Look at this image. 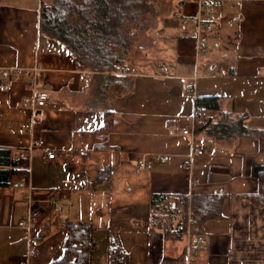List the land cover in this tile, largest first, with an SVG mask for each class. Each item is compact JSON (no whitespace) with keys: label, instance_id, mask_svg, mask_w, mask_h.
Wrapping results in <instances>:
<instances>
[{"label":"crops","instance_id":"1","mask_svg":"<svg viewBox=\"0 0 264 264\" xmlns=\"http://www.w3.org/2000/svg\"><path fill=\"white\" fill-rule=\"evenodd\" d=\"M171 2L152 28L160 31L148 34L155 47L163 39L168 57L108 72L80 68L63 42L41 32L42 0H0V150L10 151L0 161V264L60 260L70 223L89 226L92 248L94 235L107 231L109 247L118 244L127 264H264V207L247 197L258 186L255 167L264 164L257 133L264 132V0H221L207 34L195 21L199 0ZM177 10V25L162 32ZM42 91L50 95L46 105H23L24 96ZM203 95L222 97L223 110L253 133L198 131ZM194 146L204 153L188 171ZM47 150L56 158L44 159ZM194 194L228 195L222 217L201 233L192 231ZM158 198L178 204L173 218H153ZM97 202L108 207L102 223L91 216L102 214ZM30 220L34 227L20 225Z\"/></svg>","mask_w":264,"mask_h":264},{"label":"trees","instance_id":"2","mask_svg":"<svg viewBox=\"0 0 264 264\" xmlns=\"http://www.w3.org/2000/svg\"><path fill=\"white\" fill-rule=\"evenodd\" d=\"M172 0H42L40 30L49 37L63 42L76 56L78 66L97 71H117L127 68L133 61L139 34H147L158 26L174 5ZM181 15L179 10L174 17ZM153 18V19H152ZM223 98L216 95L198 96L196 105L204 123L199 129L209 126L210 132L222 136L248 135L253 133L244 124V118L234 119L222 108ZM108 116V117H107ZM106 127L112 120L108 111ZM200 117V118H201ZM264 135V132H258ZM260 136V135H259ZM7 149L0 150V161L9 158ZM257 189L248 194L249 200L264 207V164L254 170ZM3 173L0 174V182ZM228 195L194 194L192 201V231L201 233L203 224L210 219L220 218ZM187 204V200H183ZM178 203V202H177ZM178 204L165 198L154 203L155 219H168L177 214ZM188 208H184L177 231L187 229ZM69 236L63 257L51 264H90L92 239L89 226L83 223L68 224ZM178 234V233H177Z\"/></svg>","mask_w":264,"mask_h":264},{"label":"rangeland","instance_id":"3","mask_svg":"<svg viewBox=\"0 0 264 264\" xmlns=\"http://www.w3.org/2000/svg\"><path fill=\"white\" fill-rule=\"evenodd\" d=\"M180 10L182 11V7H180ZM184 11H186L185 13H187V11L189 10L186 8L184 9ZM163 13H168V10H166L165 7H164ZM174 25H177V23L174 21V13H173V14H170V16L165 20V27L162 28L161 30L162 32L164 31L167 32V30H169V28L171 29ZM151 31L152 33H156L157 31L159 32L160 30L159 28H156V29H152ZM148 34H150V31L147 34H139V39L137 41V45L135 46L136 51L133 53V56H132L134 59L133 60L134 62L137 61V62L144 63L143 68H145L147 61H149L150 63L154 60L155 61L157 59L159 60V58L168 57V54H166V50H167L165 46L166 43L163 42V39L162 38L159 39V44L157 45V47H155L153 45L154 43H153L152 37H150V35ZM144 47H148V48H144ZM170 57H172V55H170ZM143 68H140V69L142 70ZM103 198H104V192H100L96 195V201L97 200L99 201ZM96 207L98 209H101L102 214L100 215L94 214L91 216L96 218L97 221L100 223H102V221L105 222L106 219L108 218V214H107L108 207L105 205V203H102V205H100V203L98 202L96 205H94V208ZM78 212H83V211L81 209H78ZM96 234L98 235L96 236L94 235L95 242H94V247L92 248V252H91L92 264H127L122 254H119L117 251L116 252L118 254L115 252V249L118 250L119 248L118 244L111 243L109 247L107 238H106L107 231L103 230ZM109 248H112L111 252L108 251Z\"/></svg>","mask_w":264,"mask_h":264},{"label":"built area","instance_id":"4","mask_svg":"<svg viewBox=\"0 0 264 264\" xmlns=\"http://www.w3.org/2000/svg\"><path fill=\"white\" fill-rule=\"evenodd\" d=\"M221 0H199L200 3V13L196 16L195 21L198 24V27L202 29L206 34L211 33L214 30V24H215V17H214V9L220 4ZM203 15V16H202ZM178 21L187 22V17H179L177 19ZM202 35L200 36V42L202 43L201 50L202 52L206 51V44H207V36ZM4 82H6L7 79H3ZM187 88L189 91H193L194 89V82L193 80H190L187 83ZM50 98V95L48 92L42 91L38 95L34 96H24L22 98V103L24 106L33 108L35 105H46L48 103V100ZM201 109L198 107L196 109V114L200 113ZM183 132L185 134H188L190 132L189 129L184 128ZM204 153V150L200 146H194L192 153L190 154V159L186 161L183 164V167L185 170L191 171L194 169L196 165V157L199 155H202ZM44 159H55L56 158V152L52 150H47L46 154L43 156ZM156 161L160 162H166L168 161L167 156H158L154 158ZM141 168L145 167V165H141ZM21 226H24L28 229L34 227V223L30 221H21ZM199 244L205 243L206 240L202 236L198 238ZM193 252L196 253V248H192ZM36 253L35 249H31L28 253V256H33ZM17 264H29L27 259L20 260Z\"/></svg>","mask_w":264,"mask_h":264}]
</instances>
